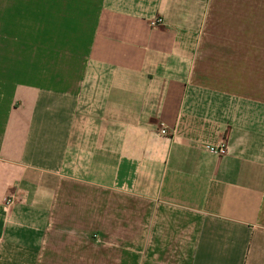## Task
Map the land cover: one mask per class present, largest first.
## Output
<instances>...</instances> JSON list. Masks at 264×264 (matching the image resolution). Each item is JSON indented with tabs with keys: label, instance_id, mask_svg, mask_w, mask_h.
<instances>
[{
	"label": "crops",
	"instance_id": "0c3cea01",
	"mask_svg": "<svg viewBox=\"0 0 264 264\" xmlns=\"http://www.w3.org/2000/svg\"><path fill=\"white\" fill-rule=\"evenodd\" d=\"M0 264H264V0H0Z\"/></svg>",
	"mask_w": 264,
	"mask_h": 264
},
{
	"label": "built area",
	"instance_id": "2783aa9c",
	"mask_svg": "<svg viewBox=\"0 0 264 264\" xmlns=\"http://www.w3.org/2000/svg\"><path fill=\"white\" fill-rule=\"evenodd\" d=\"M162 23H163V20L157 19L154 22H152V26L156 27ZM161 133L165 136L168 135L167 131H165V130H162ZM208 149H209V152H211L215 155H218V156H226L229 152V148H228L227 144H224V143L210 146V147H208ZM7 204L8 205L13 204V200L9 199L7 201Z\"/></svg>",
	"mask_w": 264,
	"mask_h": 264
}]
</instances>
